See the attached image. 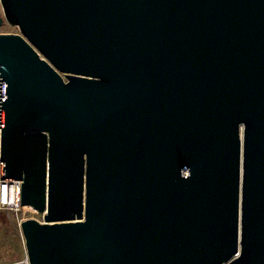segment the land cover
I'll return each mask as SVG.
<instances>
[{
  "label": "water",
  "instance_id": "1",
  "mask_svg": "<svg viewBox=\"0 0 264 264\" xmlns=\"http://www.w3.org/2000/svg\"><path fill=\"white\" fill-rule=\"evenodd\" d=\"M0 1L30 264H264V0Z\"/></svg>",
  "mask_w": 264,
  "mask_h": 264
},
{
  "label": "rangeland",
  "instance_id": "2",
  "mask_svg": "<svg viewBox=\"0 0 264 264\" xmlns=\"http://www.w3.org/2000/svg\"><path fill=\"white\" fill-rule=\"evenodd\" d=\"M0 15L4 18L3 24L0 25V34L21 33L18 26L6 20L1 1ZM26 258L25 240L16 216L11 212L0 210V264H24Z\"/></svg>",
  "mask_w": 264,
  "mask_h": 264
},
{
  "label": "built area",
  "instance_id": "3",
  "mask_svg": "<svg viewBox=\"0 0 264 264\" xmlns=\"http://www.w3.org/2000/svg\"><path fill=\"white\" fill-rule=\"evenodd\" d=\"M0 177H1V134H0ZM22 180L19 179H0V210L11 212L16 216L18 224L26 218H36L39 221L44 220L45 213H39L36 209H30L21 204ZM29 214L28 216H25ZM24 264H30L28 257Z\"/></svg>",
  "mask_w": 264,
  "mask_h": 264
},
{
  "label": "clouds",
  "instance_id": "4",
  "mask_svg": "<svg viewBox=\"0 0 264 264\" xmlns=\"http://www.w3.org/2000/svg\"><path fill=\"white\" fill-rule=\"evenodd\" d=\"M186 178V177H185Z\"/></svg>",
  "mask_w": 264,
  "mask_h": 264
}]
</instances>
